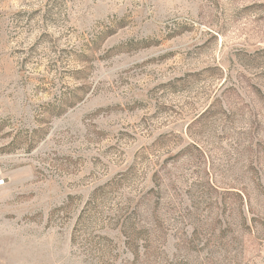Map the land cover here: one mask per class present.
Wrapping results in <instances>:
<instances>
[{"label": "rangeland", "instance_id": "1", "mask_svg": "<svg viewBox=\"0 0 264 264\" xmlns=\"http://www.w3.org/2000/svg\"><path fill=\"white\" fill-rule=\"evenodd\" d=\"M0 264H264V0H0Z\"/></svg>", "mask_w": 264, "mask_h": 264}]
</instances>
